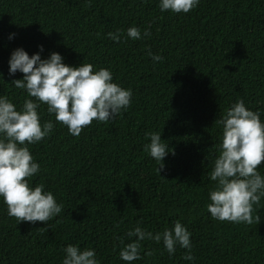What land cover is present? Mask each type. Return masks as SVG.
Listing matches in <instances>:
<instances>
[{"label": "trees", "instance_id": "obj_1", "mask_svg": "<svg viewBox=\"0 0 264 264\" xmlns=\"http://www.w3.org/2000/svg\"><path fill=\"white\" fill-rule=\"evenodd\" d=\"M129 26L150 36H106ZM38 45L42 58L55 51L69 65L108 68L132 96L127 110L78 136L41 105L54 129L29 146L40 164L29 182L43 183L63 210L47 223H17L0 202V264H60L68 244L94 248L101 264H125L117 236L137 223L162 231L177 219L191 233L194 264H264V197L251 224L217 221L205 207L215 120L242 99L264 121V0H199L188 13L161 12L158 0H0V94L17 106L25 93L9 83L23 74H8L9 53L31 55ZM159 130L172 151L158 174L143 146L145 133ZM257 167L264 175V160ZM141 245L142 259L131 264H190L179 247L169 256L162 243Z\"/></svg>", "mask_w": 264, "mask_h": 264}, {"label": "clouds", "instance_id": "obj_2", "mask_svg": "<svg viewBox=\"0 0 264 264\" xmlns=\"http://www.w3.org/2000/svg\"><path fill=\"white\" fill-rule=\"evenodd\" d=\"M198 3L199 0H158V7L161 12L188 13ZM12 35L10 33L8 38ZM106 36L113 42H122L123 36L139 40L150 36V32L145 28L142 33L139 27L129 26L123 31H110ZM37 48L38 51L29 55L22 47H16L7 59L9 75L23 74L9 83L24 91L22 104L17 106L7 95L0 94V202L17 223H47L63 210V205L43 183L32 185L29 182V178L40 171V164L34 160L29 146L51 135L54 129L52 119L41 120V105L69 134L78 136L93 120L108 122L127 110L132 96L131 89L113 81L108 68L94 70L91 63L83 60L69 65L55 51L42 58L43 46ZM148 55L154 62L163 59L151 51ZM215 123L220 126V136L218 154L207 176L213 183L207 193L206 210L217 221L251 224L253 205H258L264 197V175L257 167L264 160V121L259 111L251 110L242 99H237ZM145 135L148 142L144 150L156 161L159 174L164 167L163 158L172 150L162 143L160 130ZM190 235L178 219L171 227L158 232L137 223L123 237H116L117 244L121 245L118 257L125 264L141 260V242L151 240L162 243L163 251L169 256L177 247L184 249L182 259L194 264ZM62 252L60 264H101L91 247L68 244Z\"/></svg>", "mask_w": 264, "mask_h": 264}]
</instances>
